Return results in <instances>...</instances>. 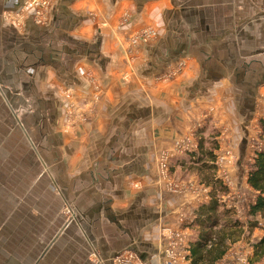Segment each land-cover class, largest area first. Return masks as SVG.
<instances>
[{
	"label": "crops",
	"instance_id": "0c3cea01",
	"mask_svg": "<svg viewBox=\"0 0 264 264\" xmlns=\"http://www.w3.org/2000/svg\"><path fill=\"white\" fill-rule=\"evenodd\" d=\"M26 1L0 0V264H162L203 199L168 190L161 155L198 180L179 146L212 117L244 171L264 0H53L45 24L29 10L18 26L6 15ZM148 26L131 56L125 32Z\"/></svg>",
	"mask_w": 264,
	"mask_h": 264
},
{
	"label": "trees",
	"instance_id": "16d2710c",
	"mask_svg": "<svg viewBox=\"0 0 264 264\" xmlns=\"http://www.w3.org/2000/svg\"><path fill=\"white\" fill-rule=\"evenodd\" d=\"M260 136L264 139V117L259 119ZM197 148L187 154L192 165L202 173V183L209 187V198L194 209L184 227L191 230L188 259L190 264H219L228 250L245 231L252 232L264 219V146L255 150L245 172L246 182L255 192L247 209L248 221L240 219L237 208L226 200L229 184L218 173L217 136H206V126L195 132ZM264 145V144H263ZM258 219V220H257ZM253 262L264 260V236L252 244Z\"/></svg>",
	"mask_w": 264,
	"mask_h": 264
},
{
	"label": "rangeland",
	"instance_id": "374dc122",
	"mask_svg": "<svg viewBox=\"0 0 264 264\" xmlns=\"http://www.w3.org/2000/svg\"><path fill=\"white\" fill-rule=\"evenodd\" d=\"M52 3H53V1H52ZM52 3H51V5H52ZM29 10L33 11L32 7ZM49 10H50V8H49ZM49 10L47 13L48 15H49ZM48 17L49 16H47V21H48ZM147 28H149V29H147ZM145 30H153V29L148 26V27H145V28H142L139 30H136V29L131 30L130 29L129 31L125 32V33H127V35H126L127 36L126 37V50L129 52V54L131 56L136 51L139 52V49H137V48L142 42L151 40L152 37L155 36V33H154L153 36H151V38L145 37V38H140L139 40H137V38H138L137 35L141 34ZM169 71L170 70H168V73L166 72V75L163 76V79L170 77L171 74H169ZM67 94H69V92H67ZM68 112H69L70 116H72V113H73L72 108H69ZM211 118L212 117H207L204 120V122L201 124H202V127L206 126V136L215 135V136H217V139L219 136L218 140H221V142L219 141L220 148L225 147V150H222L219 148L220 150L218 149L216 151L218 154V158H217L218 173L229 184L230 190H231V192L226 196V200L228 201L229 204H231V205L233 204L236 206L240 219L243 220V222H247L248 218H249L247 215V209H248L249 203L251 201H254V199H255V192L247 184V182L245 180V177H246L245 172L248 168V165L252 161V157L255 153V150L260 149L261 147L264 146L263 145L264 139L260 136V133H261L260 127L257 126V128H253V129H255V132L253 133V135L251 137H248V139H247L245 146L247 147L248 151H247L246 155L242 158V163H243L242 169L244 171L243 172L241 171V173H240L239 172L240 169L237 168V161L239 159V156H237V154H234L233 150L229 148L230 145L228 143H225L223 145L224 141H222V139H221V132H220L219 128L217 127L215 121L212 120ZM197 127H199V126H197ZM199 128H197V129H199ZM196 130H195V132H196ZM191 141L192 140H187L186 142H191ZM193 145L194 144H192L191 147H193ZM196 148H197V146H196ZM187 150L188 149L183 150V151H187ZM218 151H219V153H218ZM170 158H171V155H170L169 159ZM168 162H169V160H168ZM199 172H197L199 179L198 180L194 179V182H193L191 179H187V180L185 179L184 180V179H180V178L173 176L171 174V168L169 167V176L171 177V179H174L177 182H182L185 184L193 183L199 187H204V186L207 187L204 183H202V181H200V180H202V174ZM186 173H190L189 175H192V173H193L192 168H189V170H187ZM183 175L181 176V178L183 177ZM183 178H187V177H183ZM207 189H209V187H207ZM203 201H206V200H203ZM258 219H259V226L255 227L252 232H249L246 230L244 235H243L244 237H242L240 240H238L236 245L234 244L232 246V248H231L232 253L234 252V250L237 251L239 248H242V250H246V249L249 250L255 241H257L258 239H260L264 236V219H261V218H258ZM184 229H186V232L188 233V238L190 241L191 234H192L191 230L187 227H184ZM255 232H258V234H256ZM188 245H189V243H188ZM251 250H253V249H251ZM188 254H189V252H188ZM249 256L251 258L252 253L249 254ZM187 261H188V255H187ZM262 261H264V260H262ZM262 261H260V262H262Z\"/></svg>",
	"mask_w": 264,
	"mask_h": 264
},
{
	"label": "built area",
	"instance_id": "2783aa9c",
	"mask_svg": "<svg viewBox=\"0 0 264 264\" xmlns=\"http://www.w3.org/2000/svg\"><path fill=\"white\" fill-rule=\"evenodd\" d=\"M53 0H27L22 8L17 12L7 13L6 17L9 20L14 21L18 26L24 25V22L29 16V9H33V19L37 24H45L47 22L48 10ZM149 29V28H147ZM154 30H145L141 34L137 35V40L140 38H151L154 34ZM68 96L70 95L67 94ZM192 142H182L180 144V150L188 149L191 151L196 148V144L191 147ZM171 153L165 152L161 155L159 160V171L161 178L164 180L168 190L173 193H180L192 190L197 192L203 200L209 198V189L207 187H199L193 183L185 184L177 182L171 179L169 176V157ZM167 247L165 249V255L162 264H185L188 255V233L183 229H171L167 233ZM232 250L226 254L222 264H264L262 262H253L249 256L248 249L242 250L239 248L237 251ZM118 264H144L136 255H126L125 253L114 259Z\"/></svg>",
	"mask_w": 264,
	"mask_h": 264
}]
</instances>
